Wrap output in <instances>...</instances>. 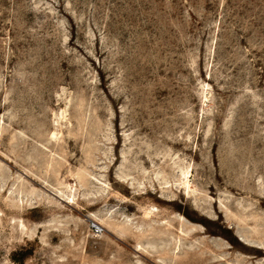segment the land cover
I'll use <instances>...</instances> for the list:
<instances>
[{
	"label": "rangeland",
	"instance_id": "obj_1",
	"mask_svg": "<svg viewBox=\"0 0 264 264\" xmlns=\"http://www.w3.org/2000/svg\"><path fill=\"white\" fill-rule=\"evenodd\" d=\"M0 264H264V0H0Z\"/></svg>",
	"mask_w": 264,
	"mask_h": 264
},
{
	"label": "built area",
	"instance_id": "obj_2",
	"mask_svg": "<svg viewBox=\"0 0 264 264\" xmlns=\"http://www.w3.org/2000/svg\"><path fill=\"white\" fill-rule=\"evenodd\" d=\"M92 228H93V230H94L95 232L100 231L99 226H98L97 224H95V223H92Z\"/></svg>",
	"mask_w": 264,
	"mask_h": 264
}]
</instances>
